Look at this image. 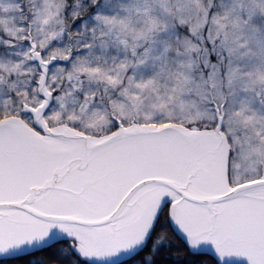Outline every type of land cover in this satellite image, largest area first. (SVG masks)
<instances>
[{"label": "snow or ice", "instance_id": "obj_1", "mask_svg": "<svg viewBox=\"0 0 264 264\" xmlns=\"http://www.w3.org/2000/svg\"><path fill=\"white\" fill-rule=\"evenodd\" d=\"M0 264H264V0H0Z\"/></svg>", "mask_w": 264, "mask_h": 264}]
</instances>
